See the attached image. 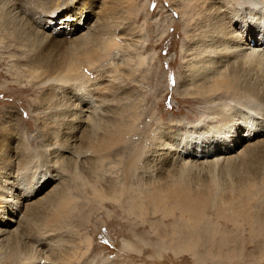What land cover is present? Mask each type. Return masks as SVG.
<instances>
[{
	"label": "bare ground",
	"instance_id": "obj_1",
	"mask_svg": "<svg viewBox=\"0 0 264 264\" xmlns=\"http://www.w3.org/2000/svg\"><path fill=\"white\" fill-rule=\"evenodd\" d=\"M93 1H101L102 11L93 6V13L77 15L68 28L69 19L58 14L62 11L55 4L53 20L46 23L37 16L36 23H28L21 0H0V11L17 25L13 28L23 48L35 46L36 36L47 41L58 25L71 38H52L51 49H64L58 58L49 51L51 44L41 55L48 77L41 85L48 96L42 104L47 111L37 115V147L32 150L22 139H0V264H72L79 246L62 242V236L70 237L72 229L78 233L79 221L63 228L58 221L74 215L81 199L96 204L84 209L88 216L103 209L110 216L107 202L126 205L133 235L138 225L148 226L166 249L164 239L171 236L173 254H191L196 264L219 258L238 264L232 260H243L247 241L253 244L254 238L261 240V251L253 255L264 260V0H174L181 5L175 10L185 34L184 74L176 94L199 102L205 116L200 126H164L155 109L147 114L146 97L119 76L120 69L126 73L123 69L130 68V76L160 59L155 50L151 59L138 53L119 61L120 51L135 47L140 52L144 46L134 28H126L139 12L136 0ZM176 23L156 21L162 31L155 33L157 41L165 33L169 37L167 30ZM84 48L85 59L102 69L86 72L83 59L76 62ZM145 115L149 121L142 133ZM13 128L12 121L1 124L7 135ZM210 209L213 216L207 215ZM90 222L85 219L86 225ZM123 240L124 247L138 250L133 239ZM149 240L141 243L147 246ZM231 246L244 248L234 255L227 251Z\"/></svg>",
	"mask_w": 264,
	"mask_h": 264
},
{
	"label": "rangeland",
	"instance_id": "obj_2",
	"mask_svg": "<svg viewBox=\"0 0 264 264\" xmlns=\"http://www.w3.org/2000/svg\"><path fill=\"white\" fill-rule=\"evenodd\" d=\"M21 3L23 4V9L26 11L23 12V18L27 21L29 20L28 23H32V21L36 23L35 18L37 16V18L40 17L41 19L47 20V23L49 20H53L54 17L58 16V14H61L66 15V19H69L68 28L72 27L73 23L79 19L78 17L80 14L86 17L89 15V12L93 13L94 8H96L95 10L99 11V13L102 11L101 1L96 5V2L94 4L92 0H21ZM53 4L58 7V12H62L53 15V13H51V6ZM136 5L139 7V12L133 13L131 16L132 18L128 20L129 24H127L126 28H134L133 31L136 35L135 39L140 36L142 38L141 43H144V46L140 49V52H136L135 47L131 49L129 53L120 51L121 55L119 61L121 63L123 61L126 62L128 54L133 55L138 53L148 55L151 59L149 54H152L155 50L157 55H160V59L156 58V60L154 59L152 62L149 61V63L143 65L141 68L138 67L133 75L130 73V76L126 74L130 68H124L123 70L126 71V73L123 72L124 74L120 69L118 71L119 76L122 75V80L126 86L128 85L127 87H130V89L134 88L139 96L146 97L142 104L146 107L147 114L149 115L152 109H155L157 111L156 115L163 120L164 126L175 123L187 124L188 126H200L204 122L205 116H203L198 109L199 102H196L193 98L182 97L180 94H176V87L179 85V79L181 75L184 74V62L181 59V49L185 41V34L184 28L180 23V15L178 11L175 10L176 7L181 5L174 0H136ZM143 6L145 7L143 8ZM161 20H169V22L176 21V25L179 27L171 26V28L167 30V36L169 35V37L166 38L165 33L164 38L157 41V38H155L157 36L156 34L158 31V33L161 34L162 31H157L155 23L156 21L161 22ZM15 26L17 25L9 22L8 15L0 11V139L7 138L9 141L15 139L14 141L17 140L18 142L21 139L26 140L28 143L30 142L31 149L33 150L37 147V139L35 137L38 131L37 115H44L45 111H47V109L45 110L42 107V104H47L46 97L48 96V91L45 86L41 85V82L47 81L48 77L43 73L41 55L51 50L54 57L58 58L56 55L64 49L61 48L59 51L55 46H53L55 50L51 49L53 43L51 41L52 38H59L61 40H71V38H68L69 36L65 32L67 29H64L65 26L58 25L57 32H52V34L49 35L51 39L48 38L47 41L44 42V40L36 36V39L33 41L35 46L30 45L27 48L26 46L23 48L20 45L21 42L19 38L21 36H19L20 34L17 31V27L16 31L13 28ZM262 28H264V25H262ZM25 29H28V27L26 26ZM100 32L101 29H98L95 31V34L98 35ZM24 41L26 42V39L23 38V42ZM134 41L135 40L130 42V40H127V43H132L133 46H135L137 41ZM36 43L38 45H36ZM50 44L51 47H49ZM22 49L24 50L22 51ZM85 50L86 48L79 49L75 57L76 62L80 59H83L85 62L84 71L88 72L92 69H102L104 67L103 65L96 67V65H91L85 59L83 55ZM53 55L51 56L53 57ZM135 65L137 66L136 63ZM148 115L142 118L143 123L148 120ZM9 121L13 122L14 127L11 135H7L5 134L6 131L3 132L1 130V124H7ZM153 124L157 127L159 122H154L152 125ZM141 126L144 130L142 133H146L145 127L147 126L145 123L141 124ZM31 133L33 134L32 136L30 135ZM137 136L139 137V135ZM128 156L129 155L126 154L125 158L127 159ZM205 183L209 184L207 181ZM76 193L84 195L81 191L76 190ZM81 198H83V196ZM107 203L111 206L110 216L103 213L107 211L104 209L100 214L95 212L92 216H88V212L84 209L94 204L81 199L76 203L77 211H74V215L65 216L63 222L58 221V225L62 228L65 227V224H69L71 220L79 221L78 233L72 229L70 237L65 234L62 236V242L65 239L72 240L74 245L79 246L76 258L73 259L72 264H196L191 254L185 253L179 257L173 254L171 251L172 248L170 247L171 236H166L164 239V244L167 246L166 249L160 244V235L158 233H153L148 226L138 225L136 235H133L132 231L129 230L132 225L130 224L131 219L127 216V206L119 203ZM262 204L264 205V198L262 199ZM94 206H96V204ZM136 208L139 209L138 207ZM80 210H83L82 213H80ZM96 210L100 211L98 208ZM2 215L3 214L0 213V217H2ZM207 215L213 216V210H208ZM234 217L236 218L237 216L235 215ZM87 218L90 219L91 222L86 225L85 219ZM2 221L4 220L2 219ZM221 222L228 230L235 228V226L227 220H221ZM2 226H6V222H2L1 227ZM245 228L247 229V227ZM236 231L237 228H235V232ZM244 236L248 237V234ZM123 239H133L135 241V247L138 250L124 247ZM148 239H150L149 244L144 246L141 240ZM254 240L255 242L253 244L247 241V256L245 255L243 260L233 259L232 262L237 261L238 264H247L246 261L252 260L253 264H264L263 259L253 255L254 250L261 251V248L257 247L261 240H256L255 238ZM243 248L244 247L231 246L227 251L230 250L235 255L241 253ZM159 253L162 254V257H160ZM57 256L56 260L59 261ZM247 257L248 259H246ZM66 260L67 258L65 262ZM222 260V258H219L217 262L208 261L207 264H233L227 262V260Z\"/></svg>",
	"mask_w": 264,
	"mask_h": 264
}]
</instances>
